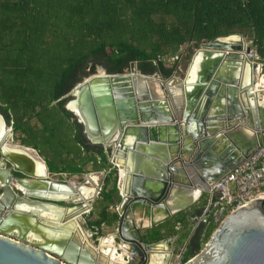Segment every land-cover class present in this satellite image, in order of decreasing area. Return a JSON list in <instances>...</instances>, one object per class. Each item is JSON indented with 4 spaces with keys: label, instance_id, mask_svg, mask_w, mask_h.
Segmentation results:
<instances>
[{
    "label": "water",
    "instance_id": "1",
    "mask_svg": "<svg viewBox=\"0 0 264 264\" xmlns=\"http://www.w3.org/2000/svg\"><path fill=\"white\" fill-rule=\"evenodd\" d=\"M229 36L199 45L178 93L166 85L176 70L162 79L159 73L142 74L135 67L127 74L99 70L103 77H85L66 96L70 99L64 109L82 126L90 144L106 150L109 164L126 179L112 237L120 261L104 256L99 243L85 244L78 231L79 220L101 188L96 184L95 195L86 199L71 182L54 180L46 163L47 176L41 175L29 150L15 146L12 128L0 114V264H105L102 259L158 264L162 256L163 264H181V247L175 249L169 238L151 241L147 231L200 203L201 195L264 145V101L258 97L264 91L257 89L253 63L246 57L250 47L219 41ZM136 78L146 83L143 92H138ZM154 81L160 93L149 85ZM245 129L251 140L237 148L240 155L219 161L212 155L211 168L203 167L204 156L219 150V144L235 145L233 135ZM140 155L144 162L139 163ZM177 188L194 190L196 200L170 204ZM164 244L167 254L156 253ZM183 264H264V193L226 216L204 247Z\"/></svg>",
    "mask_w": 264,
    "mask_h": 264
},
{
    "label": "trees",
    "instance_id": "2",
    "mask_svg": "<svg viewBox=\"0 0 264 264\" xmlns=\"http://www.w3.org/2000/svg\"><path fill=\"white\" fill-rule=\"evenodd\" d=\"M236 34L247 37L264 61V0H0V114L49 172L107 171L99 194L105 206L94 226H110L118 219L107 213L120 199L117 170L64 109L67 94L93 73L88 61H103L108 74L137 62L142 74L168 78L177 60L170 67L164 61L189 42L198 46ZM186 219L178 214L175 221L185 228ZM167 225L147 231L150 240L162 239ZM215 228L201 225L196 237L208 240Z\"/></svg>",
    "mask_w": 264,
    "mask_h": 264
},
{
    "label": "crops",
    "instance_id": "3",
    "mask_svg": "<svg viewBox=\"0 0 264 264\" xmlns=\"http://www.w3.org/2000/svg\"><path fill=\"white\" fill-rule=\"evenodd\" d=\"M163 79H167V78H163ZM256 81H258L259 84L261 85L257 89L264 91V79L257 78ZM181 83H182L181 77H179V75H176L175 79L168 81L166 83V85H167V87L170 88V91H172V93H175L176 90H180ZM258 94H259L258 97H260L261 101L263 102L264 101V92H261ZM16 137L17 136L13 137L14 141L16 142L15 146L19 147V146H21V144L19 143V141L17 140ZM250 138H251V133L246 129L242 130L241 132H239L236 135H233V141H234L235 145L233 143H229V142H227L226 145L219 144L218 148H217L219 150H217L215 152H211L209 155L204 156L203 159H205V160L201 159L202 163H203V167L205 169L211 168L210 166H208V163L212 162L210 159V157L212 155H213L212 157H214V159L216 161L221 160L222 157L224 159L228 160L229 158H231V156L232 157L234 156V158H235L236 155H240V152H239L240 149L238 150L237 148L239 147V148L243 149L247 145V143L251 140ZM222 146H224V148ZM25 148H27V147H25ZM27 149L29 150L28 153L34 159V161H36L38 163V165H39V163L42 164V165H40V169L46 173L45 167L43 165V163H45L44 159L42 157H40L35 150H33L31 148H27ZM104 151L106 152L105 149H104ZM106 154H107V152H106ZM107 158L109 160L108 154H107ZM139 159L141 160V161L139 160V163L144 162L143 161L144 159L142 158L141 155L139 156ZM113 168H115V167L113 166ZM198 172L200 175H202L200 170ZM48 173L51 175L52 178H55L59 181L71 182L74 185L75 190H80L81 193L90 195L96 184L100 188H102L104 179H105L106 174H107V171L103 170V171H99V172H94L91 170L90 167H88L87 171L84 174H82L83 178H81L82 176L79 177L77 175L70 176V175L61 174V173H59V174L58 173H51V172H49V170H48ZM46 176H47V174H46ZM125 180L126 179L124 178V176H122V174L119 176L118 170H117V190H118V194H119L120 199H119V202L112 204V205H109L107 208V213H115L117 215V217H118L117 209H119V203L121 201L120 191L124 186ZM171 195H172V200L169 202L170 204H175V202L180 204V203H184L186 201H189V199L190 200H196V198H197V194L194 190L186 191L182 188L174 189L172 191ZM202 202L200 200V203L198 202L197 204H193L190 207L176 213L171 218V220L168 221V225L160 231V233L163 235L162 238H169L170 241H173L175 249H179L180 247L185 246L186 252L184 255H187L188 253L189 254L194 253L197 249V245H198L199 241L203 238V234H200L199 237H196V233H197V229H198L197 227H199L200 224L197 226V224L194 221H192V218L201 217L200 211H201L202 206H203ZM104 206H105V203L101 200L99 195H97L96 198L94 199V201L90 205V207H91L90 211L85 212L83 217L79 220V223H80V225L84 231L85 238L89 242H91L92 244L99 243L102 245H106L107 248H105V249L107 250V249H109V247H112V245H113L112 237L115 234V229H116L118 219L114 224H112L110 226H108L106 224H101L99 227L94 226L95 222L98 219L99 212ZM178 214H181L187 218L186 219L187 226L185 228H181L182 232L178 231L176 235L169 234L168 233L169 230H175L174 229L175 224L177 223L175 220L177 219ZM87 223L90 224V226H87ZM165 223L160 224L157 227L165 225ZM204 227H206L205 224H204ZM185 231H188V234L185 238L184 237L182 238L181 234ZM143 233L144 232H141V234H143ZM160 247L162 250H158V251H156V253H160V255L167 254V251H165V249L168 248V244H164L163 246H160ZM102 260H103V262H105V264H107L106 259H102ZM157 263L163 264V256L161 257L160 261L159 260L157 261Z\"/></svg>",
    "mask_w": 264,
    "mask_h": 264
},
{
    "label": "built area",
    "instance_id": "4",
    "mask_svg": "<svg viewBox=\"0 0 264 264\" xmlns=\"http://www.w3.org/2000/svg\"><path fill=\"white\" fill-rule=\"evenodd\" d=\"M247 58L253 63L255 72L263 77L264 61L259 58L256 51L250 50ZM260 193H264V145L255 149L244 163L215 183L207 194L199 197L201 202L203 201L201 217L192 218V221L197 226L199 224L215 226ZM174 229L180 231V223L177 222ZM185 252V246H182L178 253L181 260Z\"/></svg>",
    "mask_w": 264,
    "mask_h": 264
},
{
    "label": "bare ground",
    "instance_id": "5",
    "mask_svg": "<svg viewBox=\"0 0 264 264\" xmlns=\"http://www.w3.org/2000/svg\"><path fill=\"white\" fill-rule=\"evenodd\" d=\"M219 41H220L221 43H225V44H232V45L240 46V47H242L243 49L247 46L246 42H245L243 39H241L239 36H237V35H232V36H229V37H227V38H221V39H219ZM246 57H247V54H246ZM195 69H196V65H195L194 67H192V69L190 68L191 76H190V78H188V81H190V82L193 80V77H194V70H195ZM99 72H100V71L98 70V71L96 72V74H99ZM99 75H101V77L104 76L103 73H102V74H99ZM130 76H132V75H130ZM132 77H133V76H132ZM135 80H136V83H137V85H138V92H139V93H140V92H143L146 83L144 82V80H141V79H138V78H136ZM256 82H257V84H258L257 87L259 88L261 85L259 84L258 81H256ZM149 85H153V86L156 88L157 92L160 93V91H159V85H158V83H157L156 81L149 83ZM178 92H179V90H176V91H175V93H178ZM5 130H6V129H5ZM6 137H7V134H5V138H6ZM5 138H4V139H5ZM40 165H42V164L39 163V169H40ZM40 174L46 176V173H45L44 171H42L41 169H40ZM196 194H197V193H196ZM94 195H95V187H94V189L92 190V192H91L90 195H88V194H83V193H82V197H84V198H86V199H88V198H90V197H92V196H94ZM20 209L30 210V209H28L26 206H21ZM79 212H80V210H77V213H79ZM42 215H44L45 217H52L51 215L47 214V212H43ZM72 223H74V222H70V223H69V224H71L70 226H74V227H75V225H73ZM78 231L81 232V239L84 241V243L87 244L88 246L92 247V243L89 242V241L85 238V234H84L83 229H78ZM105 248H107L106 245H102V244L100 245V250L102 251V253H103L104 256H106L107 258H112L114 261H120V260H121V257H122V256L119 255V254H116V253H115V249H114L113 246H112V247H109V249H107V250H106ZM108 262L110 263L111 261L107 260V264H108ZM112 263L115 264L114 262H111L110 264H112Z\"/></svg>",
    "mask_w": 264,
    "mask_h": 264
},
{
    "label": "rangeland",
    "instance_id": "6",
    "mask_svg": "<svg viewBox=\"0 0 264 264\" xmlns=\"http://www.w3.org/2000/svg\"><path fill=\"white\" fill-rule=\"evenodd\" d=\"M241 36H242V35H241ZM242 37L244 38L246 44L250 47V50H255V49L252 47L251 41H250L247 37H244V36H242ZM200 45H201V44H200ZM197 48H199V45H198V46H195V45H193V43H188V44H186V45L183 46V47L179 50V52L175 55L176 57L174 56V57H172V58H170V59H166V60L164 61L166 67H170V66H172V64L174 63V61L177 60V63H176V66H175V69H174V70H176V75H179V77H181V79H183V78H184V75H185V72H186V69H187V67H188V65H189V63H190L191 58H192V55L194 54V52L196 51ZM91 60H92V59L89 60L88 65H89V64H92V63H91ZM131 68L133 69V68H135V66H134V65L131 66L130 68H128L127 70H125L124 73H125V74L129 73V72L131 71ZM253 70H254V68H253ZM263 73H264V72H263ZM176 75H175V76H176ZM254 76H255L256 78L264 79V76L262 77L261 75L257 74V73L255 72V70H254ZM161 78H162V77H161ZM157 79H158V78H157ZM162 79H163V78H162ZM8 127H10V126H8ZM13 140H14V139H13ZM13 143L16 144L15 141H13ZM77 176L81 177L82 175H77ZM81 178H83V176H82ZM53 179H54V180H57V179H55V178H53ZM58 181H59V180H58ZM217 225H218V224H216L215 226H217ZM207 241H208V240H205L204 238H202V239L199 241L198 245H197V249H196V251H195L194 253H192V254H195L196 252L198 253V252L204 247V245H205V243H206ZM197 253H196V254H197ZM184 256H185V255H184ZM181 262H182V260H181Z\"/></svg>",
    "mask_w": 264,
    "mask_h": 264
},
{
    "label": "flooded vegetation",
    "instance_id": "7",
    "mask_svg": "<svg viewBox=\"0 0 264 264\" xmlns=\"http://www.w3.org/2000/svg\"><path fill=\"white\" fill-rule=\"evenodd\" d=\"M189 43H191V42H189ZM88 63H89V61H88ZM88 63H87V71H90L91 70V67L93 66V73H91V74H89V75H92V74H95L98 70H104V71H106V69L103 67V61H101V60H99L98 58H96V59H92L91 60V63L92 64H89L88 65ZM135 63V64H134ZM154 64H156V63H154ZM130 66H129V68L131 67V66H135V67H137V62H131L130 64H129ZM138 68V67H137ZM107 72V71H106ZM156 73H158V72H156ZM122 74H125V73H122ZM201 225H204V224H200L199 225V227L201 226ZM198 228V227H197Z\"/></svg>",
    "mask_w": 264,
    "mask_h": 264
}]
</instances>
